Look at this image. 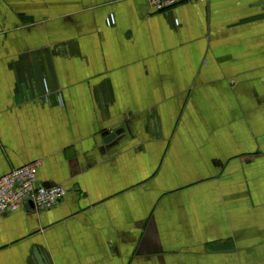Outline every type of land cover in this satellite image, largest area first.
Listing matches in <instances>:
<instances>
[{"label":"crops","instance_id":"1","mask_svg":"<svg viewBox=\"0 0 264 264\" xmlns=\"http://www.w3.org/2000/svg\"><path fill=\"white\" fill-rule=\"evenodd\" d=\"M38 160L0 264H264V0H0V176Z\"/></svg>","mask_w":264,"mask_h":264},{"label":"built area","instance_id":"2","mask_svg":"<svg viewBox=\"0 0 264 264\" xmlns=\"http://www.w3.org/2000/svg\"><path fill=\"white\" fill-rule=\"evenodd\" d=\"M188 0H147L153 12L161 13ZM205 1V0H202ZM113 18L108 23H112ZM40 161H34L0 176V214L20 209L31 200L34 209L42 212L57 206L66 195V189L57 184L43 185L37 179Z\"/></svg>","mask_w":264,"mask_h":264},{"label":"water","instance_id":"3","mask_svg":"<svg viewBox=\"0 0 264 264\" xmlns=\"http://www.w3.org/2000/svg\"><path fill=\"white\" fill-rule=\"evenodd\" d=\"M121 132H122V129H118V130H115V131H112V132H105L104 133V138H103V143L104 144H109V143L115 141L117 135H119ZM29 201L33 205V202L31 200H29ZM33 208H34V205H33Z\"/></svg>","mask_w":264,"mask_h":264}]
</instances>
